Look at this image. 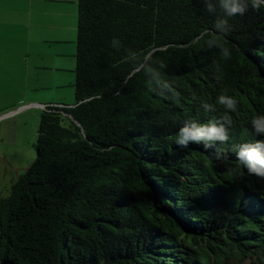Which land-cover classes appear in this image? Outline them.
I'll return each instance as SVG.
<instances>
[{
	"label": "trees",
	"instance_id": "obj_1",
	"mask_svg": "<svg viewBox=\"0 0 264 264\" xmlns=\"http://www.w3.org/2000/svg\"><path fill=\"white\" fill-rule=\"evenodd\" d=\"M216 19L201 0H77L74 102L41 109L0 198V264H264V178L231 171L262 139L264 10L229 20V61L207 44ZM225 91L228 141L178 147Z\"/></svg>",
	"mask_w": 264,
	"mask_h": 264
},
{
	"label": "crops",
	"instance_id": "obj_2",
	"mask_svg": "<svg viewBox=\"0 0 264 264\" xmlns=\"http://www.w3.org/2000/svg\"><path fill=\"white\" fill-rule=\"evenodd\" d=\"M76 22L77 0H0V81H13L23 104L2 127L33 128L45 105L73 104Z\"/></svg>",
	"mask_w": 264,
	"mask_h": 264
},
{
	"label": "clouds",
	"instance_id": "obj_3",
	"mask_svg": "<svg viewBox=\"0 0 264 264\" xmlns=\"http://www.w3.org/2000/svg\"><path fill=\"white\" fill-rule=\"evenodd\" d=\"M203 10L217 17L216 34L207 39L210 48L218 50L219 55L226 61L233 58V50L228 47L227 34L230 31L229 20L236 16H243L250 9L264 10V0H201ZM119 45L118 40L111 42L112 47ZM239 101L233 95L223 92L216 97L215 104L203 103L202 108L213 111L223 109L221 120L207 124L187 122L175 134V144L180 148H188L191 144L202 145L205 149L212 148L216 143L226 142L229 139L228 126L232 123L231 114L238 109ZM254 135L262 139L256 142L241 143L235 146V159L239 167L232 169L239 174L243 169L249 175L264 178V115L257 114L250 122ZM220 159L219 154H214Z\"/></svg>",
	"mask_w": 264,
	"mask_h": 264
},
{
	"label": "rangeland",
	"instance_id": "obj_4",
	"mask_svg": "<svg viewBox=\"0 0 264 264\" xmlns=\"http://www.w3.org/2000/svg\"><path fill=\"white\" fill-rule=\"evenodd\" d=\"M13 85L14 82L10 80L0 81V117L13 111H18L19 108L17 107L23 105L21 103H16L18 94L11 90ZM22 111L1 118L0 122L11 119ZM40 113L37 112L33 128L29 121L27 124L13 129L12 127L9 128L8 122L7 127L6 125L3 127L0 125V134L1 131H10L9 134L5 133L3 138L0 139V198L6 195L10 184L18 179L35 159L36 152L34 145L36 142ZM10 124H12V122Z\"/></svg>",
	"mask_w": 264,
	"mask_h": 264
},
{
	"label": "built area",
	"instance_id": "obj_5",
	"mask_svg": "<svg viewBox=\"0 0 264 264\" xmlns=\"http://www.w3.org/2000/svg\"><path fill=\"white\" fill-rule=\"evenodd\" d=\"M22 109H23V107L20 108V109H18V111H21ZM18 111H13V112H11V113H9V114L3 115L2 117H0V119H1V118H5V117H8V116H10V115H12V114H14L15 112H18Z\"/></svg>",
	"mask_w": 264,
	"mask_h": 264
}]
</instances>
